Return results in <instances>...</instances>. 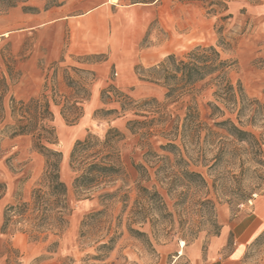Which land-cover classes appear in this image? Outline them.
<instances>
[{
  "label": "rangeland",
  "instance_id": "374dc122",
  "mask_svg": "<svg viewBox=\"0 0 264 264\" xmlns=\"http://www.w3.org/2000/svg\"><path fill=\"white\" fill-rule=\"evenodd\" d=\"M140 1L0 12L1 216L57 174L68 188L65 222L37 241L1 220L0 264H171L264 194V153L217 125L231 119L264 142L261 119H237L210 79L167 98L157 68L214 45L236 62L232 84L264 103V0ZM79 141L85 162L72 164ZM242 264H264V230Z\"/></svg>",
  "mask_w": 264,
  "mask_h": 264
},
{
  "label": "trees",
  "instance_id": "16d2710c",
  "mask_svg": "<svg viewBox=\"0 0 264 264\" xmlns=\"http://www.w3.org/2000/svg\"><path fill=\"white\" fill-rule=\"evenodd\" d=\"M135 1L141 2L140 0ZM27 2L28 0H0V12L16 8ZM23 10L31 13L35 8L23 6ZM235 63V61L225 59L217 46L198 45L190 49L181 59L174 54L168 56L157 68L163 70V79L169 83L167 98H171L176 91L179 92V97L186 96L197 83L210 79L209 85L214 89V94L228 104L232 112H237V119L240 120V116L248 112L247 125L256 127L261 119L264 130V103L260 100L249 99L244 94L241 85L236 87L229 79V71ZM157 68L155 70H158ZM217 125L226 128L238 142L246 143L248 147L245 151L249 155L256 158L263 156L264 142L254 132L240 128L231 119L221 121ZM261 135H264V132ZM84 144L85 142H77L71 154L72 164L85 162V159H80L81 162L78 161L79 159H74L78 149ZM81 178L85 179L83 176L78 177V179ZM2 186L0 184V187ZM67 196L68 188L60 180L58 174L50 182L41 181L33 190L31 203L12 205L5 210L2 216L0 213L1 230L5 232L10 225L15 227L24 225L25 227H18L17 231L29 234L35 241L39 240L45 232L54 230L58 228V223L65 222L63 210L67 208Z\"/></svg>",
  "mask_w": 264,
  "mask_h": 264
},
{
  "label": "crops",
  "instance_id": "0c3cea01",
  "mask_svg": "<svg viewBox=\"0 0 264 264\" xmlns=\"http://www.w3.org/2000/svg\"><path fill=\"white\" fill-rule=\"evenodd\" d=\"M83 131L85 128L79 125L77 138L82 137ZM263 230L264 194H261L244 212L225 223L221 233L205 249L192 247L179 253L171 264H242L247 247ZM47 264L54 263L51 260Z\"/></svg>",
  "mask_w": 264,
  "mask_h": 264
}]
</instances>
